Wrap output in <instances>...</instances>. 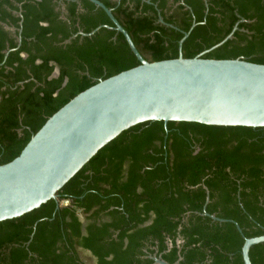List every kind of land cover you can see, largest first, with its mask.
Instances as JSON below:
<instances>
[{
  "label": "trees",
  "instance_id": "trees-1",
  "mask_svg": "<svg viewBox=\"0 0 264 264\" xmlns=\"http://www.w3.org/2000/svg\"><path fill=\"white\" fill-rule=\"evenodd\" d=\"M98 1L148 62L182 55L264 65V0ZM138 65L88 0H0V165L78 94ZM166 128L124 131L57 201L1 222L0 264H155L149 254L168 264H244L245 238L264 236V129ZM250 259L264 264V243Z\"/></svg>",
  "mask_w": 264,
  "mask_h": 264
},
{
  "label": "water",
  "instance_id": "water-1",
  "mask_svg": "<svg viewBox=\"0 0 264 264\" xmlns=\"http://www.w3.org/2000/svg\"><path fill=\"white\" fill-rule=\"evenodd\" d=\"M88 1L106 13L140 65L78 94L46 121L18 157L0 165V223L57 201V193L101 149L137 125L163 122L166 128L176 122L264 129V65L182 55L148 62L112 11L98 0ZM188 36L183 34L180 51ZM58 75L57 69L53 77ZM263 243L264 236L245 238L244 264H252L250 250ZM154 261L168 264L157 257Z\"/></svg>",
  "mask_w": 264,
  "mask_h": 264
},
{
  "label": "flooded vegetation",
  "instance_id": "flooded-vegetation-1",
  "mask_svg": "<svg viewBox=\"0 0 264 264\" xmlns=\"http://www.w3.org/2000/svg\"><path fill=\"white\" fill-rule=\"evenodd\" d=\"M116 1H118V0H116ZM169 4L171 5V0L169 1ZM62 11L65 12L64 7H62ZM158 21H159V23H163V22H162V21H163L162 18H159ZM4 28H5L6 30L12 32V33H15V30H14L13 28H9V27H7V26H4ZM19 41H20V40H19ZM204 215H205V214H204ZM178 243H179V244L182 243V240L179 239ZM149 249H150V247H149ZM151 249H152V248H151ZM148 257H149L150 259H153V260H154V258H156L157 256H156V254H153V255L149 254Z\"/></svg>",
  "mask_w": 264,
  "mask_h": 264
}]
</instances>
